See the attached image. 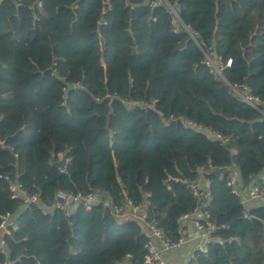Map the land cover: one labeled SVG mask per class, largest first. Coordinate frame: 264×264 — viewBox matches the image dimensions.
I'll return each instance as SVG.
<instances>
[{"label":"trees","instance_id":"1","mask_svg":"<svg viewBox=\"0 0 264 264\" xmlns=\"http://www.w3.org/2000/svg\"><path fill=\"white\" fill-rule=\"evenodd\" d=\"M231 86L264 104V0H0V216L17 223L0 264L144 263L142 225L52 211L58 190L147 200L173 240L199 208L218 229L189 264H264V202L227 185L229 168L243 195L264 173V116Z\"/></svg>","mask_w":264,"mask_h":264},{"label":"built area","instance_id":"2","mask_svg":"<svg viewBox=\"0 0 264 264\" xmlns=\"http://www.w3.org/2000/svg\"><path fill=\"white\" fill-rule=\"evenodd\" d=\"M41 6V3H39ZM209 58H206V65L210 68L212 73L220 71V77H222L221 70L218 66L214 67L213 64L207 63ZM211 61V60H210ZM229 65V64H228ZM215 70V71H214ZM216 72V73H217ZM215 73V74H216ZM231 90L234 94L246 102L252 108L258 110L264 116V104H262L257 98L249 93V90L243 86H231ZM195 129L202 130L214 139L222 140L224 143L228 139L222 137L220 134L210 131L209 129L201 128L200 126L187 122ZM229 177L227 185L232 189L233 193L240 197L241 203L246 206L250 202H264V173L255 177L247 190V194L243 195L239 190L240 176L236 169H227ZM201 174L203 170H200ZM204 184L199 180L196 183H190L188 186L192 190L194 197H205ZM10 195L12 199H22L26 204L37 203L38 196H30L23 188L22 184L18 181H14L9 187ZM149 201H145L140 205H135L129 200L119 204L115 203L109 195L101 191H92L88 193L76 192L72 190H58L55 192L54 201L52 205V211L63 212L65 215H72L79 207L90 211L96 206H101L108 210L113 218L118 221L134 220L142 225V231L146 237L145 244V259L143 264H173L167 260L166 255L178 251L179 249L190 245L191 249L188 252L186 261L188 263L195 261L198 256L207 255L209 251V243L214 239V232L218 227L210 222V216L208 213L203 212L201 209H195L179 217L177 233L180 236L178 240H173L166 236L160 229L157 223L149 222L147 219V213L149 210ZM245 218L248 215L245 213ZM193 226L195 234L189 235L187 228ZM17 229L16 218L13 215L7 213L0 216V253L6 254V237L11 234L13 230ZM131 255L122 262L115 264H132ZM5 264H10L9 262Z\"/></svg>","mask_w":264,"mask_h":264},{"label":"crops","instance_id":"3","mask_svg":"<svg viewBox=\"0 0 264 264\" xmlns=\"http://www.w3.org/2000/svg\"><path fill=\"white\" fill-rule=\"evenodd\" d=\"M187 232L189 233L190 236L194 235L195 234L194 227L193 226L188 227ZM190 249H191V244L179 249L178 251L169 253L166 255L167 260L173 264H189L186 261V257Z\"/></svg>","mask_w":264,"mask_h":264},{"label":"water","instance_id":"4","mask_svg":"<svg viewBox=\"0 0 264 264\" xmlns=\"http://www.w3.org/2000/svg\"><path fill=\"white\" fill-rule=\"evenodd\" d=\"M65 164H66L65 156H63L60 161L53 163V165L55 167L60 168V169H64L65 168ZM171 182L173 183L174 181H171Z\"/></svg>","mask_w":264,"mask_h":264},{"label":"rangeland","instance_id":"5","mask_svg":"<svg viewBox=\"0 0 264 264\" xmlns=\"http://www.w3.org/2000/svg\"><path fill=\"white\" fill-rule=\"evenodd\" d=\"M209 58V57H208ZM211 60V61H210ZM207 63H211V64H213L214 65V67H216L217 66V64L215 63V61L213 60V59H211V58H209V61L207 62ZM215 71V70H214ZM217 71H215V73H216ZM219 77H220V71H218L217 73H216ZM251 203V202H250Z\"/></svg>","mask_w":264,"mask_h":264}]
</instances>
